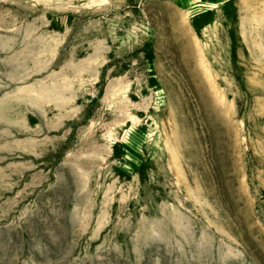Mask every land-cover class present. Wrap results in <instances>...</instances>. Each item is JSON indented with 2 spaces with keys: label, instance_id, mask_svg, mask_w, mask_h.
<instances>
[{
  "label": "rangeland",
  "instance_id": "rangeland-1",
  "mask_svg": "<svg viewBox=\"0 0 264 264\" xmlns=\"http://www.w3.org/2000/svg\"><path fill=\"white\" fill-rule=\"evenodd\" d=\"M227 1L0 0V264H264V0Z\"/></svg>",
  "mask_w": 264,
  "mask_h": 264
},
{
  "label": "trees",
  "instance_id": "trees-1",
  "mask_svg": "<svg viewBox=\"0 0 264 264\" xmlns=\"http://www.w3.org/2000/svg\"><path fill=\"white\" fill-rule=\"evenodd\" d=\"M229 5H234L235 0H229L227 1ZM212 16L211 11H206L203 13H199L196 17V19L193 21V27L198 35H201L203 27L211 23L210 17ZM238 17V8L235 6V12H234V18L237 20ZM204 19V21H202ZM146 55L147 58L150 60H153L154 53L153 48L151 44L146 45ZM133 151L132 147L126 143H115L113 146V157L117 160H123L125 156ZM149 161V160H147ZM147 165L148 163L146 161H142L140 165L137 163L133 164L132 169L130 171L127 170H121L120 173H118V176L121 178L122 176L126 178H131L133 174H137L139 179L141 181H146L148 177V171H147Z\"/></svg>",
  "mask_w": 264,
  "mask_h": 264
}]
</instances>
